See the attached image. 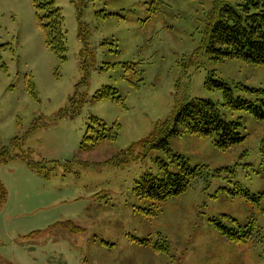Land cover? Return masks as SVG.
Returning a JSON list of instances; mask_svg holds the SVG:
<instances>
[{
	"label": "rangeland",
	"instance_id": "rangeland-1",
	"mask_svg": "<svg viewBox=\"0 0 264 264\" xmlns=\"http://www.w3.org/2000/svg\"><path fill=\"white\" fill-rule=\"evenodd\" d=\"M55 1L67 32L66 61L46 46L31 0H0V150L18 153L12 143L19 138L45 172L53 169L46 178L19 159L0 165L8 192L0 264H264V201L231 194L237 182L252 194L264 190V119L223 106V92L206 88L213 74L235 98L264 111V66L216 61L208 52L204 30L214 0ZM84 43L89 52L82 56ZM125 64L136 66L127 72ZM139 78L137 89L130 81ZM104 87L117 89L124 102L92 100ZM74 97L86 103L70 118ZM193 99L211 100L226 120L241 123L246 141L222 151L209 137L185 134L168 139L169 152L137 146ZM93 117L108 129L118 123V139L83 152ZM133 146L142 156L124 166L110 162ZM160 162L171 173L184 162L205 165L210 175L166 202L139 198L137 180L165 176ZM211 218L227 226L232 218L241 225L255 219L258 232L247 243L230 241ZM67 221L82 231L59 225Z\"/></svg>",
	"mask_w": 264,
	"mask_h": 264
},
{
	"label": "trees",
	"instance_id": "trees-1",
	"mask_svg": "<svg viewBox=\"0 0 264 264\" xmlns=\"http://www.w3.org/2000/svg\"><path fill=\"white\" fill-rule=\"evenodd\" d=\"M31 3L36 11L46 46L63 61H66L68 51L67 32L64 28V16L61 9L57 6L55 0H31ZM203 44H206L208 52L214 55L216 61L231 59L240 60L253 66H264V0H214L213 8L204 30ZM84 45L82 56L89 52L88 44L84 43ZM4 47L5 45H0V49ZM124 66L126 71L129 72L136 64H125ZM82 68L86 72V77L84 78L86 82L88 63L84 57ZM141 81L143 80L139 78L137 83L130 81V84L139 89V82ZM206 88L209 90H221L223 92V106L237 110H246L255 114L256 117L264 119V114L260 115L258 113L259 110L263 111L260 106L235 98L232 89L222 80L214 79L213 74L209 75ZM29 91L36 98L34 85L31 82H29ZM92 100L124 102L118 90L112 87H104L97 91L93 95ZM85 103L86 100L83 98L77 99L74 97L71 100L74 110L70 118L76 117ZM64 114L65 111L62 116ZM91 121L92 124L89 125L80 144L81 151L84 152L91 145H96L103 141H116L118 139V130L120 128L118 123H115L112 128L108 129L98 118L93 117ZM241 126L239 122L226 120L220 112L219 107L213 101L193 99L177 107L170 119L163 123H158L151 136L140 142L137 146L144 148L146 150L145 153L147 152V148L163 149L169 152L168 139L170 137L190 134L209 137L218 149L227 151L246 141L247 136L243 135L239 130ZM12 144L14 148L18 147L19 152L12 154L9 148L1 149L0 165L19 159L39 175L44 174L46 178L50 177L53 169H50V172H45L44 164L34 161L31 157V151L21 148L23 140L15 138ZM134 147L130 148L127 152H122L119 157L110 160V162L117 166H124L130 158L136 159L142 156L134 154ZM260 153L262 158H264V139L260 145ZM160 164L165 170L163 178L147 174L136 181L134 191L139 198L157 203L166 202L184 194L189 188L210 175L209 169L205 165L191 168L184 162L181 172L171 173L168 170V165L162 162ZM225 171L231 172L230 169H226ZM225 171H218L217 174L221 175ZM231 194L257 205L264 201V190L263 192L252 194L238 182L234 184ZM7 199V189L0 181V209L5 206ZM210 221L215 229L225 238L238 243L249 242L254 238L259 228L255 219L241 225L237 220L232 218V226H227L220 218H211ZM59 225L73 232L82 231L80 227L71 221L63 222ZM147 242L144 241L142 243L147 244ZM156 249L163 250V246L156 247Z\"/></svg>",
	"mask_w": 264,
	"mask_h": 264
}]
</instances>
